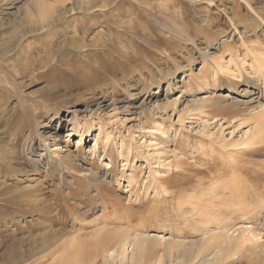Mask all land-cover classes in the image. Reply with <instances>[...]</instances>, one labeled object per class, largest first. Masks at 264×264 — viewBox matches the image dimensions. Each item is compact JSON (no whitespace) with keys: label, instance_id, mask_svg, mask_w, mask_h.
I'll return each mask as SVG.
<instances>
[{"label":"rangeland","instance_id":"374dc122","mask_svg":"<svg viewBox=\"0 0 264 264\" xmlns=\"http://www.w3.org/2000/svg\"><path fill=\"white\" fill-rule=\"evenodd\" d=\"M87 1L0 0V264H264V0Z\"/></svg>","mask_w":264,"mask_h":264},{"label":"bare ground","instance_id":"6f19581e","mask_svg":"<svg viewBox=\"0 0 264 264\" xmlns=\"http://www.w3.org/2000/svg\"><path fill=\"white\" fill-rule=\"evenodd\" d=\"M89 1V0H88ZM88 1H87V3H88ZM40 2V1H39ZM54 2V1H53ZM40 4H42V3H40ZM45 4V3H44ZM43 6V5H42ZM46 8H48L47 6H44V9L42 8V10L44 11V10H47ZM50 8V7H49ZM37 9V8H36ZM40 9V8H39ZM41 10V9H40ZM42 10H41V12H42ZM51 10V9H50ZM51 13V12H50ZM45 14H46V12H45ZM44 14V15H45ZM71 14V13H70ZM42 15V14H41ZM48 15V14H47ZM53 15V14H52ZM46 17V16H45ZM44 18V17H43ZM47 18V17H46ZM57 18V17H56ZM49 19V18H48ZM2 153V152H1ZM0 153V154H1ZM5 153V152H4ZM3 154V153H2ZM2 156V155H1ZM11 161V160H10ZM4 162V161H3ZM2 164V163H1ZM7 164V163H6ZM10 165V164H9ZM8 165V166H9ZM209 195V194H208ZM249 197V196H248ZM224 200H227V199H224ZM232 200H235V199H233L232 198ZM221 203H223L224 201H220ZM219 202V204H221ZM230 203H223V206H225V207H227V208H233L234 210L233 211H235V208L237 209V210H239V208L238 207H240L242 204H240V203H237V204H235V203H233V202H231V201H229ZM221 206V205H220ZM243 206V205H242ZM194 208V207H193ZM217 208V207H216ZM240 209H241V207H240ZM242 209H243V211H242V213L244 212V210L245 209H247V208H245L244 209V206L242 207ZM241 209V210H242ZM204 210H205V208H204ZM240 211V210H239ZM192 212V211H191ZM218 211H216L215 212V214L213 215L214 216V218L216 217V218H220L219 219V223L218 224H216V226H217V228H219V229H221V230H224L225 228H228L227 226L229 225V223L227 222L228 220H227V217H225V215L227 216V214L226 213H223L224 211H221V210H219V213H217ZM227 212H228V210H227ZM230 212V211H229ZM193 213V212H192ZM234 213V212H233ZM233 213H231L230 212V215H229V221L231 220V221H234L235 223L236 222H241L242 220H243V218H244V216L246 217L247 216V214L246 213H243L242 215H241V217L239 218V219H237V217H236V219H237V221H235V218H234V220H232V218H233ZM209 215L210 216V218L212 217L211 215H210V213L209 212H207L206 213V215ZM205 218H206V216H205ZM217 219V220H218ZM245 220V219H244ZM205 221V220H204ZM204 221H203V223H204ZM206 222L208 223V220H206ZM244 222V221H243ZM206 223V224H207ZM226 223H228V224H226ZM231 223V222H230ZM233 223V222H232ZM238 224V223H237ZM233 225V224H232ZM231 225V226H232ZM239 225V224H238ZM230 227V226H229ZM237 228V227H236ZM240 228H241V226H240ZM238 229V228H237ZM213 236V235H212ZM211 236V238H209L205 243L207 244L205 247H202V248H200V246H202V244H199L200 246H199V248H198V250H195V246L196 245H189L188 247H187V249L185 248V249H183L182 248V250H181V252L179 253L180 255L182 254V252L184 251V253H183V257H184V255L185 254H193V252H194V254H193V257L196 259V258H198V257H201V256H203V254H205V253H203V252H206V251H208V250H210V251H214V253H213V262H218V261H221V262H223V261H228V259H230L231 257L233 258V257H235L236 255H241V253H239L238 254V251H241L243 248H246V244L247 243H252L251 245L253 246V244H257L258 243V240H259V238H258V236H256L255 234H253L250 230H247V229H241V231H240V229L238 230V234L235 236H226V234L225 233H216L213 237ZM120 238V237H119ZM128 239L129 238H126V237H124V239H121L120 241H121V248H122V250L119 252V254L115 257V259L117 258V257H119L120 258V262L122 261L121 259L123 258L124 259V257H125V246L128 244ZM74 241V240H73ZM137 241V240H136ZM136 241H132V245H136ZM208 242V243H207ZM76 243V242H75ZM202 243H204V242H202ZM74 244V243H73ZM73 244H72V246H73ZM187 244V243H186ZM182 245H183V243H182ZM205 245V244H204ZM203 245V246H204ZM119 246V247H120ZM118 247V248H119ZM183 247V246H182ZM230 247H234V248H237V249H234V250H232L233 248H230ZM70 248V247H69ZM72 248V247H71ZM71 248L69 249V250H71ZM242 248V249H241ZM85 249V248H84ZM118 250V249H117ZM236 250V251H235ZM248 250V249H247ZM254 250V249H253ZM252 250V251H253ZM256 250V249H255ZM254 250V251H255ZM260 250V249H259ZM263 250V249H262ZM13 251V250H12ZM9 252L7 255H6V257H5V260L6 261H8V259H10V257L12 256L13 257V255L16 253V251H15V253H14V251L13 252ZM78 251V250H77ZM235 251V252H234ZM246 251V250H245ZM253 251V254L255 253ZM248 252H250V250H248ZM261 252V251H260ZM114 253V252H113ZM131 253H132V251H131ZM252 253V252H251ZM250 253V254H251ZM257 253V255H256V257L257 256H261V255H258V251L256 252ZM68 255V254H67ZM72 255V254H71ZM113 255V254H112ZM115 255V254H114ZM113 255V256H114ZM73 256V255H72ZM242 256V255H241ZM11 257V258H12ZM109 257H110V261H112L113 259H114V257H111V255H109ZM258 257V258H259ZM181 258V257H180ZM243 258V257H242ZM242 258H240V259H242ZM245 258V257H244ZM60 259H61V257H60ZM201 259V258H200ZM234 259V258H233ZM261 259V258H260ZM63 260V259H62ZM117 260V259H116ZM130 262L131 263H135V261H137V259H136V254H132L131 256H130ZM248 260V259H247ZM114 261V260H113ZM124 261V260H123ZM251 261V260H250ZM262 261V260H261ZM67 262V261H66ZM65 262V263H66ZM212 262V263H213ZM242 262V261H241ZM247 262V261H246ZM58 263V262H57ZM61 263V262H60ZM111 263V262H110ZM112 263H114V262H112ZM208 264V261H204V262H202L201 264ZM245 263V262H244ZM248 263V262H247ZM59 264V263H58ZM63 264V263H62ZM120 264H122V263H120ZM156 264H160V263H156ZM227 264H233V263H227ZM246 264V263H245ZM250 264V263H249ZM254 264V263H253ZM256 264V263H255Z\"/></svg>","mask_w":264,"mask_h":264}]
</instances>
